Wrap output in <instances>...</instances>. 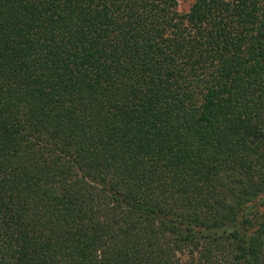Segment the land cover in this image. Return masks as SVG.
Here are the masks:
<instances>
[{
  "label": "trees",
  "instance_id": "obj_1",
  "mask_svg": "<svg viewBox=\"0 0 264 264\" xmlns=\"http://www.w3.org/2000/svg\"><path fill=\"white\" fill-rule=\"evenodd\" d=\"M0 0V264H264V0Z\"/></svg>",
  "mask_w": 264,
  "mask_h": 264
},
{
  "label": "rangeland",
  "instance_id": "obj_2",
  "mask_svg": "<svg viewBox=\"0 0 264 264\" xmlns=\"http://www.w3.org/2000/svg\"><path fill=\"white\" fill-rule=\"evenodd\" d=\"M191 0H177L176 9L178 12H184L187 10Z\"/></svg>",
  "mask_w": 264,
  "mask_h": 264
}]
</instances>
